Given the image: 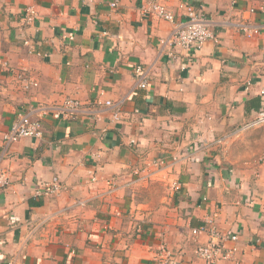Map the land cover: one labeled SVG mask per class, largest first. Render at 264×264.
Segmentation results:
<instances>
[{"label":"crops","instance_id":"0c3cea01","mask_svg":"<svg viewBox=\"0 0 264 264\" xmlns=\"http://www.w3.org/2000/svg\"><path fill=\"white\" fill-rule=\"evenodd\" d=\"M161 1L177 19L181 3L202 5L219 42L172 48L174 23L144 15L141 0H0V162L11 176L0 189V264H155L161 243L173 264H205L196 248L207 237L192 228L214 214L239 235L227 242L234 258L220 264H264V168L239 152L246 137L215 141L264 108V32L249 37L231 24L263 27L264 6ZM29 5L33 24L21 19ZM138 64L147 88L134 78ZM70 97L82 110L58 115ZM24 112L41 118L43 137L6 147L3 134ZM159 157L172 169L147 166ZM55 175L65 190L36 197Z\"/></svg>","mask_w":264,"mask_h":264},{"label":"built area","instance_id":"2783aa9c","mask_svg":"<svg viewBox=\"0 0 264 264\" xmlns=\"http://www.w3.org/2000/svg\"><path fill=\"white\" fill-rule=\"evenodd\" d=\"M117 2L111 3V7L115 8ZM184 17L177 19L175 14L164 4L161 0H141V9L146 16H156L164 20H168L174 23V28L165 42L169 43L172 48H182L186 51H191L195 48H200L202 44L208 40H215L219 42V38L214 30V21L207 13L202 5L195 3L185 2L181 3ZM255 9L252 8L251 12ZM39 18V12L35 5H29L22 16L27 24H33ZM235 28L243 35L253 36L264 32V26L253 24L246 20H238L231 22ZM32 40L28 37H24L25 45L29 48H33ZM172 56L175 53L171 52ZM24 83L25 87L29 88L34 82L27 76L21 75L19 77ZM134 78L138 87L147 88L148 86V71L147 69L138 64L134 68ZM264 93V90L262 91ZM107 106L112 107L114 104L111 100L105 101ZM82 110V103L77 98H67L64 100L63 105L59 107L58 115L73 118ZM120 110L116 108L113 118H119ZM264 124V108L259 110L254 117L245 122L240 129L237 130V134L250 128L258 127ZM44 134L43 122L41 118L35 117L30 113H20L17 119L13 122L11 128L3 134V140L5 146H9L14 142L19 141L21 138H42ZM219 143L225 142L224 139L215 140ZM174 161H169L166 157H159L152 159L147 166L154 167L156 172L161 170L172 169ZM145 171L150 176L149 169H137L136 172ZM95 180V178H94ZM11 184V176L9 170L0 162V189H6ZM65 190V186L62 183L58 175L53 176L51 180L41 181L34 190L36 197H48L55 194H59ZM217 214L208 216L204 219V222L199 226L192 228V235L200 237L205 235L207 237L206 242L200 244L196 248V255L204 261L205 264H220L223 260H229L234 258V254L237 252V246H228L227 242L237 241L239 235L232 231L222 230L216 221ZM174 254L172 250L166 245L161 243L158 247V252L154 259L155 264H173ZM22 264H31L24 262ZM33 264V263H32Z\"/></svg>","mask_w":264,"mask_h":264},{"label":"rangeland","instance_id":"374dc122","mask_svg":"<svg viewBox=\"0 0 264 264\" xmlns=\"http://www.w3.org/2000/svg\"><path fill=\"white\" fill-rule=\"evenodd\" d=\"M257 5L264 6V0H257ZM241 126H239L238 129H240ZM237 130H235L230 134V136L225 138L224 145L227 146L229 141L235 143L238 142V140H240L242 137H246L247 140L243 141V145L239 148V152H241V154L249 153V155L255 153V155L250 157L249 159H253L252 162H255V164H257L256 167L264 168V124L258 127H254L252 129L250 128L249 130H245L243 131V133L240 132L237 134ZM159 171H161V169H159ZM161 177L163 176L161 175ZM262 183H263L261 184L262 190H260L261 191L260 194L257 193L256 196L261 198L262 201H264V181ZM263 223H264V219H263Z\"/></svg>","mask_w":264,"mask_h":264}]
</instances>
